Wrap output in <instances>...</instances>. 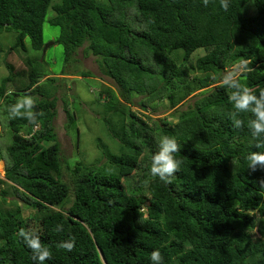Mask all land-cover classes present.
<instances>
[{"label": "trees", "instance_id": "trees-1", "mask_svg": "<svg viewBox=\"0 0 264 264\" xmlns=\"http://www.w3.org/2000/svg\"><path fill=\"white\" fill-rule=\"evenodd\" d=\"M44 21L59 27L66 61L86 44L116 87L101 86L99 118L117 147L97 143L101 168L67 167L53 127L54 78L36 58L26 57L28 74L6 64L0 100L11 139L0 148V264H39L21 229L52 252L44 264H152L154 250L163 264H264V170L251 172L247 160L264 148L254 145L251 112L239 114L243 128L233 126L234 90L224 84L226 70L241 67V82L264 91V0H229L226 11L219 0H0V31L17 34L11 49L26 51L29 38L41 50ZM44 76L48 88L39 84ZM15 78L26 84L7 93ZM201 89L174 121L143 114L163 101L176 109ZM135 97L141 114L131 109ZM32 106L38 114L28 124ZM64 112L76 129L67 104ZM165 136L181 144L170 184L150 173ZM73 240L72 251L60 247Z\"/></svg>", "mask_w": 264, "mask_h": 264}, {"label": "rangeland", "instance_id": "rangeland-1", "mask_svg": "<svg viewBox=\"0 0 264 264\" xmlns=\"http://www.w3.org/2000/svg\"><path fill=\"white\" fill-rule=\"evenodd\" d=\"M57 2L58 0H52ZM53 15L51 9L47 11V18ZM60 34L59 27L51 26L47 21L42 24L43 46L39 51L31 48L29 38L24 39L26 51L20 48L11 49L15 44L17 34L15 32L0 31V85L3 79L7 78L10 71L6 64L13 67L14 73L25 72L28 74L26 57L38 59L45 75L54 78L52 87L54 97H56V115L53 119L54 131L60 145L61 156L67 167H72L76 162L84 165H97L99 168L105 165V161L97 148V143L102 142L111 150H115L117 142L107 132L103 122L99 118L104 111L103 101L99 99L101 86H108L116 90L113 82L101 71L96 57L85 52L86 44L76 50L73 58L67 61L64 56V47L55 43ZM204 54L203 50L196 51L190 58L192 62ZM241 66V65H240ZM241 67H231L226 70L228 73L239 74ZM83 72L87 73L83 77ZM46 76L39 79V84L48 88V83L44 82ZM26 84L25 80L15 78L14 83L9 82L5 85L7 93L17 91L18 87ZM19 85V86H18ZM44 87V88H45ZM206 89L197 91L194 97H188L183 104L176 109H169L167 101L153 103L148 106L145 115L155 119H168L174 121L176 112L183 111L191 105L197 98V94ZM138 98L133 99L132 110L139 114L141 111L137 105ZM76 116V129H69L66 125L65 105ZM175 113V114H174ZM79 135V137H77ZM11 133L7 128V117L4 114V105L0 100V148L4 154V148L10 143ZM78 140V141H77ZM78 145V147H77ZM0 180H4V162L0 161ZM127 186V183H125ZM6 185L0 184V189ZM12 199L6 198L7 203Z\"/></svg>", "mask_w": 264, "mask_h": 264}, {"label": "clouds", "instance_id": "clouds-1", "mask_svg": "<svg viewBox=\"0 0 264 264\" xmlns=\"http://www.w3.org/2000/svg\"><path fill=\"white\" fill-rule=\"evenodd\" d=\"M202 2L205 6L209 4V0H202ZM219 3L223 10L226 11L228 9L229 0H219ZM224 84L234 90L230 96V100L234 106V110L230 113L233 126L236 129L243 128L245 121L240 118L239 114L251 112L255 116V119L248 121V128L253 140L256 141L254 145L257 148H264V91H261L257 96L249 87L241 82L235 73L226 74ZM29 103H31L30 100ZM18 107L19 105L17 104L11 106L9 110L11 118H17V115L14 113H17ZM180 147L181 144L177 142L175 137H162L159 141V151L152 157L151 175L158 176L160 180L170 184L171 177L180 170L182 165V161L177 160L174 155L179 152ZM247 160L249 162L248 169L251 172H255L258 168L264 170V152H250ZM259 184L264 187V179H261ZM62 227V225H57L56 230L61 231ZM18 236L23 238L24 242L34 253V259L39 264H44L46 260L52 259V252L41 243L36 234H30L28 231L21 229L18 232ZM60 247L70 252L74 247V240L61 243ZM150 259L152 264H163V257L159 250H154L151 253Z\"/></svg>", "mask_w": 264, "mask_h": 264}, {"label": "water", "instance_id": "water-1", "mask_svg": "<svg viewBox=\"0 0 264 264\" xmlns=\"http://www.w3.org/2000/svg\"><path fill=\"white\" fill-rule=\"evenodd\" d=\"M39 79H41V78H39ZM31 108L33 110V113H32V115L28 121V124H31L33 122V120L35 119L36 115L38 114V108L36 106H32Z\"/></svg>", "mask_w": 264, "mask_h": 264}]
</instances>
